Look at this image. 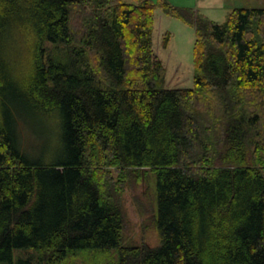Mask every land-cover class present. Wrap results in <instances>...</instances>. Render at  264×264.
I'll use <instances>...</instances> for the list:
<instances>
[{
  "label": "trees",
  "instance_id": "trees-1",
  "mask_svg": "<svg viewBox=\"0 0 264 264\" xmlns=\"http://www.w3.org/2000/svg\"><path fill=\"white\" fill-rule=\"evenodd\" d=\"M158 10L195 28L191 87L168 84ZM21 118L62 121L64 160L31 161ZM152 175L162 243L124 246L125 194ZM80 258L264 264V8L0 0V264Z\"/></svg>",
  "mask_w": 264,
  "mask_h": 264
},
{
  "label": "rangeland",
  "instance_id": "rangeland-1",
  "mask_svg": "<svg viewBox=\"0 0 264 264\" xmlns=\"http://www.w3.org/2000/svg\"><path fill=\"white\" fill-rule=\"evenodd\" d=\"M157 1V0H153ZM179 8H192L196 12L207 15L218 24H223L235 7H261L264 0H168ZM199 3H201L199 7ZM248 3V5H246ZM196 42L195 28L158 10L154 31V47L156 54L166 66L168 84L171 87H191L194 82V46ZM17 137L20 146L31 161L54 163L64 160L62 141L63 123L60 120L20 119ZM142 192L148 195L143 196ZM127 191L125 194L127 214L124 228V246H136L148 243L159 247L162 243L161 234L152 217L157 216V179L152 175L146 185ZM152 203V204H151ZM147 213V215H145ZM22 251H15L14 262L19 259ZM117 257V251L112 252ZM96 253H90V259ZM78 264H83L82 258ZM90 263V261H89ZM91 264V263H90Z\"/></svg>",
  "mask_w": 264,
  "mask_h": 264
},
{
  "label": "crops",
  "instance_id": "crops-1",
  "mask_svg": "<svg viewBox=\"0 0 264 264\" xmlns=\"http://www.w3.org/2000/svg\"><path fill=\"white\" fill-rule=\"evenodd\" d=\"M205 4L209 5V0H207ZM200 5H201V3H199V7H200Z\"/></svg>",
  "mask_w": 264,
  "mask_h": 264
}]
</instances>
